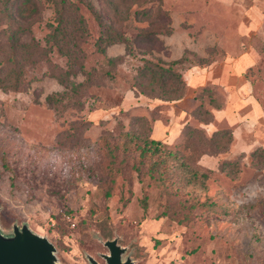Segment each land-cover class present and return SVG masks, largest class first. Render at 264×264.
<instances>
[{
    "label": "rangeland",
    "instance_id": "1",
    "mask_svg": "<svg viewBox=\"0 0 264 264\" xmlns=\"http://www.w3.org/2000/svg\"><path fill=\"white\" fill-rule=\"evenodd\" d=\"M108 1L40 0L12 24L31 53L0 14V230L47 238L56 264H108L112 239L131 264H264V0ZM95 11L127 41L99 50ZM180 58L182 97H150L149 63ZM168 151L205 184L175 182Z\"/></svg>",
    "mask_w": 264,
    "mask_h": 264
},
{
    "label": "trees",
    "instance_id": "2",
    "mask_svg": "<svg viewBox=\"0 0 264 264\" xmlns=\"http://www.w3.org/2000/svg\"><path fill=\"white\" fill-rule=\"evenodd\" d=\"M2 1V0H1ZM50 3H56L58 5H61L66 11L68 8L71 9H78V5L76 3H70V0H47ZM112 2L113 0H109ZM108 1V2H109ZM2 10L0 9V14L3 17V20L6 22H9L14 30V37H13V43H15V47L18 48L22 47L25 51V53H31L32 49L40 48V44H24L22 46H19V34H23L25 32H31L32 27H22V25L17 26L14 28L12 24H20L21 22H29L32 20L34 16L39 15L41 12L40 8V0H4L2 1ZM111 3H109L110 5ZM90 8L95 10L94 6L89 3ZM105 12V11H103ZM103 12L95 11V14L97 16V19L99 23L101 24L103 28V37L98 42L99 50L102 48V45L108 46L113 43L119 42V41H127V38L123 33H120L114 26L115 22L114 19L110 16V14ZM109 16V17H108ZM107 19H110L109 23H107ZM69 15L64 14L60 17V19L57 22V25L54 26L57 35L60 34L61 40H64L68 34V30L70 28V25L68 24ZM106 34V35H104ZM57 35H54L55 39H57ZM58 40V39H57ZM34 46H37L33 48ZM59 50L61 52H64L63 48L59 47ZM102 52H105L104 49H102ZM64 53H67L66 50ZM183 60L177 59L175 61L169 62L167 64L165 63H149L151 64L149 66V76L145 77L147 78V87L146 90L148 92L151 91V96L153 98H164V99H178L182 97L183 92L185 91L187 87V82L183 77L182 72L176 68L175 66L179 63H182ZM146 70V69H145ZM144 70V71H145ZM19 88V87H17ZM209 92V95H212V90L209 89V87L204 88ZM159 92H156V91ZM149 94V92H148ZM204 95V94H202ZM49 100L52 103V97H49ZM214 101V98H211V102ZM218 108H220V105H217ZM199 108H202V105H199ZM207 115L210 114V117L207 119L209 122L213 118V114H211L209 111H205ZM220 130H215L213 134L211 135V138L216 136ZM131 137H136L135 135ZM141 147V156H145L147 152L153 153L151 156H154L155 154L159 153L161 148V141L154 138L144 139ZM165 147V146H164ZM169 149H172L168 147ZM259 149H255L252 152V155H256L258 153ZM264 151V150H263ZM168 153L174 157L177 162L179 161V166L181 167L179 171L173 172L178 179L175 182H180L183 186H189V185H197L200 184L201 186L205 184L204 181H201L199 179V173L197 170H194L188 162H186L184 159L180 160L181 157H178L177 151H168ZM155 166V167H154ZM154 168L157 170L159 169V162L154 163ZM152 169V167H150ZM203 176V175H201ZM143 204L145 207L148 206V201L145 198L143 201Z\"/></svg>",
    "mask_w": 264,
    "mask_h": 264
},
{
    "label": "water",
    "instance_id": "3",
    "mask_svg": "<svg viewBox=\"0 0 264 264\" xmlns=\"http://www.w3.org/2000/svg\"><path fill=\"white\" fill-rule=\"evenodd\" d=\"M111 254L106 256L108 264H131L123 261L126 248L117 239L105 243ZM55 246L47 238L33 235L25 226L15 227L13 235H4L0 230V264H56ZM92 264H100L91 259Z\"/></svg>",
    "mask_w": 264,
    "mask_h": 264
},
{
    "label": "crops",
    "instance_id": "4",
    "mask_svg": "<svg viewBox=\"0 0 264 264\" xmlns=\"http://www.w3.org/2000/svg\"><path fill=\"white\" fill-rule=\"evenodd\" d=\"M192 71V70H191ZM195 71V69H193V71L192 72H194ZM203 76H206V75H203ZM183 77H184V74H183ZM196 77V76H195ZM201 78V77H200ZM184 79H185V77H184ZM186 80V79H185ZM202 80V79H201ZM187 81V80H186Z\"/></svg>",
    "mask_w": 264,
    "mask_h": 264
}]
</instances>
